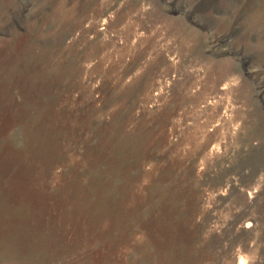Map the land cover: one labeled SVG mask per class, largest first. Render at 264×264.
I'll use <instances>...</instances> for the list:
<instances>
[{
	"label": "rangeland",
	"instance_id": "rangeland-1",
	"mask_svg": "<svg viewBox=\"0 0 264 264\" xmlns=\"http://www.w3.org/2000/svg\"><path fill=\"white\" fill-rule=\"evenodd\" d=\"M0 264H264V0H0Z\"/></svg>",
	"mask_w": 264,
	"mask_h": 264
}]
</instances>
